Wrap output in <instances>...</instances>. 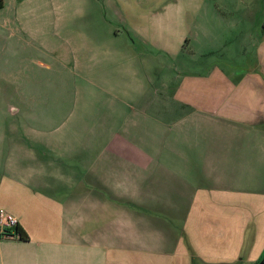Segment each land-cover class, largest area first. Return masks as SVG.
<instances>
[{
	"label": "crops",
	"instance_id": "obj_1",
	"mask_svg": "<svg viewBox=\"0 0 264 264\" xmlns=\"http://www.w3.org/2000/svg\"><path fill=\"white\" fill-rule=\"evenodd\" d=\"M16 1L10 24L50 53L51 16L76 20L115 114L86 169L0 154V208L27 236L0 237V264H264V0Z\"/></svg>",
	"mask_w": 264,
	"mask_h": 264
},
{
	"label": "rangeland",
	"instance_id": "obj_2",
	"mask_svg": "<svg viewBox=\"0 0 264 264\" xmlns=\"http://www.w3.org/2000/svg\"><path fill=\"white\" fill-rule=\"evenodd\" d=\"M60 2L62 0H31V6H57V11L74 8L71 0ZM16 5V0H1L0 154L9 149L22 152L25 149H19L18 144L23 142L26 148L37 153H67L72 156L69 163L74 161L72 165H75L76 160L82 161L86 169L95 151L93 138H103L108 133V123L113 121L111 115L115 114L109 111L108 96L95 93L91 55L76 51L79 42L75 36L76 20L70 15L62 19L51 16L45 31L49 37L46 45L53 50L50 53L38 39H30L12 27L10 20ZM262 6L264 1H260ZM245 8H252V5L249 3ZM255 10V21L259 22L264 17V8ZM257 33L251 32L249 36L255 37ZM60 37H67V40ZM250 40L252 38H246L244 43ZM236 44L237 40L227 36V49H233ZM217 57L215 53H208L202 59L209 61ZM87 58L89 61H84ZM128 109L136 114L133 107ZM150 240L153 239L148 240L152 247L158 243L165 251L172 247L168 241L162 244Z\"/></svg>",
	"mask_w": 264,
	"mask_h": 264
},
{
	"label": "built area",
	"instance_id": "obj_3",
	"mask_svg": "<svg viewBox=\"0 0 264 264\" xmlns=\"http://www.w3.org/2000/svg\"><path fill=\"white\" fill-rule=\"evenodd\" d=\"M16 219L10 213L6 212L4 209L0 208V237L1 238H14L17 235L13 232L12 227L16 224ZM4 229H10L9 234H4Z\"/></svg>",
	"mask_w": 264,
	"mask_h": 264
},
{
	"label": "trees",
	"instance_id": "obj_4",
	"mask_svg": "<svg viewBox=\"0 0 264 264\" xmlns=\"http://www.w3.org/2000/svg\"><path fill=\"white\" fill-rule=\"evenodd\" d=\"M0 6H1V0H0ZM12 230L17 235L16 239H18V240H26L27 239L26 234L21 229V227H19L17 225V223L15 224L14 227H12ZM3 233L4 234H9L10 233V229H4ZM260 258H262V257H260Z\"/></svg>",
	"mask_w": 264,
	"mask_h": 264
},
{
	"label": "water",
	"instance_id": "obj_5",
	"mask_svg": "<svg viewBox=\"0 0 264 264\" xmlns=\"http://www.w3.org/2000/svg\"><path fill=\"white\" fill-rule=\"evenodd\" d=\"M263 262H264V258H263Z\"/></svg>",
	"mask_w": 264,
	"mask_h": 264
}]
</instances>
